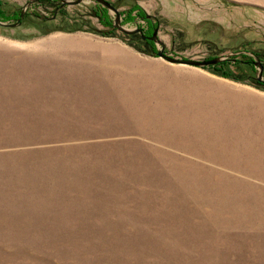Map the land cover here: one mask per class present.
I'll use <instances>...</instances> for the list:
<instances>
[{
  "label": "rangeland",
  "instance_id": "374dc122",
  "mask_svg": "<svg viewBox=\"0 0 264 264\" xmlns=\"http://www.w3.org/2000/svg\"><path fill=\"white\" fill-rule=\"evenodd\" d=\"M52 1L0 25V264H264V0Z\"/></svg>",
  "mask_w": 264,
  "mask_h": 264
},
{
  "label": "water",
  "instance_id": "95a60500",
  "mask_svg": "<svg viewBox=\"0 0 264 264\" xmlns=\"http://www.w3.org/2000/svg\"><path fill=\"white\" fill-rule=\"evenodd\" d=\"M40 1H42V0H32L29 3H27V7H25L22 10L20 17L16 21H14V23H8V22L5 23V22L0 21V25L4 26V27H10V28H16V27L20 26L22 24V20L25 17L26 10L28 9V7L31 6L32 4L38 3ZM58 1L61 2V8H62L65 6H77V5L81 4L82 2H84L85 0H74V1L58 0ZM94 1L115 14L114 27H115V29H117L121 33L129 35V36L139 34V35H141L143 40L148 39V40L162 46V42L158 39V29H156L153 32L151 37H146L141 28L134 29V30H128L121 25V14L113 5H111L109 2H107L105 0H94ZM163 49L164 48H162V50L158 51V53H157L158 57H161L170 63L183 64V65H187L190 67L207 68V67H211V66L213 67V66L219 65V64L224 63L226 61H231L229 57L213 58V59L205 60V61L177 59V58H172V57L165 55L163 52L164 51ZM232 61L235 62V60H232ZM257 82L264 87V79L262 76V72L259 74V77L257 78Z\"/></svg>",
  "mask_w": 264,
  "mask_h": 264
},
{
  "label": "flooded vegetation",
  "instance_id": "af4514ba",
  "mask_svg": "<svg viewBox=\"0 0 264 264\" xmlns=\"http://www.w3.org/2000/svg\"><path fill=\"white\" fill-rule=\"evenodd\" d=\"M155 27H153V28H151V31H149V30H147V33H144V35L146 36V37H151L152 36V34H153V32L155 31ZM141 40L143 41V42H145V43H149V44H151V43H153L154 44V42H152V41H150V40H143L142 39V37H141ZM253 58H255V59H264L263 57H260V56H255V57H245V56H243V57H241L240 59H253ZM230 59H238V58H230ZM248 64H250V65H253V62H247Z\"/></svg>",
  "mask_w": 264,
  "mask_h": 264
},
{
  "label": "trees",
  "instance_id": "16d2710c",
  "mask_svg": "<svg viewBox=\"0 0 264 264\" xmlns=\"http://www.w3.org/2000/svg\"><path fill=\"white\" fill-rule=\"evenodd\" d=\"M52 0H42V3H45V2H50ZM52 2H56V1H52ZM142 16H144V14H141ZM0 18L4 21H9V18L5 17V13L3 11L0 10ZM19 18V16H18ZM18 18H15L14 20H17ZM110 25V24H109ZM148 46H149V43H146ZM153 44V43H151ZM224 76H227L225 73H223Z\"/></svg>",
  "mask_w": 264,
  "mask_h": 264
},
{
  "label": "crops",
  "instance_id": "0c3cea01",
  "mask_svg": "<svg viewBox=\"0 0 264 264\" xmlns=\"http://www.w3.org/2000/svg\"><path fill=\"white\" fill-rule=\"evenodd\" d=\"M43 66L44 65H42V69H43ZM57 70H71V68L68 67L67 65L63 66L62 69H58L57 67H55V69L51 68V67L48 68L47 66H45L43 71H45V72H49V71L56 72Z\"/></svg>",
  "mask_w": 264,
  "mask_h": 264
}]
</instances>
